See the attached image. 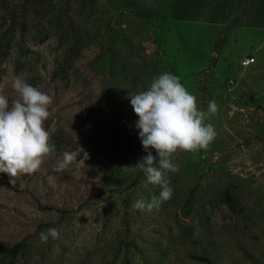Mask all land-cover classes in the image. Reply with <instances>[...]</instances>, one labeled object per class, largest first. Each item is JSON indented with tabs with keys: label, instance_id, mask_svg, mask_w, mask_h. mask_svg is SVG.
Segmentation results:
<instances>
[{
	"label": "rangeland",
	"instance_id": "obj_1",
	"mask_svg": "<svg viewBox=\"0 0 264 264\" xmlns=\"http://www.w3.org/2000/svg\"><path fill=\"white\" fill-rule=\"evenodd\" d=\"M164 72L198 108L216 101L217 136L177 150L172 197L141 211L161 189L135 167L147 153L130 93ZM17 76L53 98L56 150L23 187L0 179V247L21 242L0 264H264V0H0L10 103ZM79 145L85 165L56 171ZM48 228L59 238L41 242Z\"/></svg>",
	"mask_w": 264,
	"mask_h": 264
},
{
	"label": "clouds",
	"instance_id": "obj_2",
	"mask_svg": "<svg viewBox=\"0 0 264 264\" xmlns=\"http://www.w3.org/2000/svg\"><path fill=\"white\" fill-rule=\"evenodd\" d=\"M11 86L19 95V99L11 103L0 90V173L9 174L13 183L18 174L36 172L44 158L55 152L56 146L50 143V131L45 127L53 98L19 76L13 79ZM130 103L139 117L135 126L147 153L135 167L144 173L148 183L159 185L161 189L158 196L148 201L138 199L132 207L150 212L173 195L167 178L169 172L179 171L173 154L177 150L207 149L216 138L213 124L206 121L217 113L218 105L213 99L208 102L206 111L198 108L197 97L171 72L154 77L147 90L130 93ZM150 149L156 151L158 162ZM87 159L89 154L79 145L78 149L60 155L55 170L64 171L73 162L85 165ZM59 235L57 228L39 233L41 242H47L49 237L56 240Z\"/></svg>",
	"mask_w": 264,
	"mask_h": 264
},
{
	"label": "trees",
	"instance_id": "obj_3",
	"mask_svg": "<svg viewBox=\"0 0 264 264\" xmlns=\"http://www.w3.org/2000/svg\"><path fill=\"white\" fill-rule=\"evenodd\" d=\"M152 154H154L156 151L153 149L151 150ZM22 174H18L15 178H14V182L11 183L10 181L13 179L12 177L9 176V174L7 173H0V179L3 182V184L13 190H16L17 187H23V183H22ZM132 182H136V179H134ZM26 191V189H25ZM49 208V207H48ZM20 246H21V242H15L11 245H5L4 247H0V249L10 255H15L19 252L20 250ZM10 264V263H9Z\"/></svg>",
	"mask_w": 264,
	"mask_h": 264
},
{
	"label": "built area",
	"instance_id": "obj_4",
	"mask_svg": "<svg viewBox=\"0 0 264 264\" xmlns=\"http://www.w3.org/2000/svg\"><path fill=\"white\" fill-rule=\"evenodd\" d=\"M254 62V57L253 56H248L245 57L241 60L242 66H248L251 65Z\"/></svg>",
	"mask_w": 264,
	"mask_h": 264
}]
</instances>
